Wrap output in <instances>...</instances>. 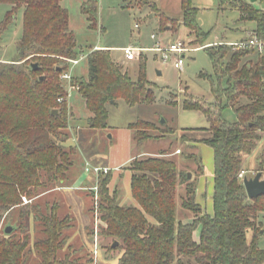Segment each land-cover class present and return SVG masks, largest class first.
Here are the masks:
<instances>
[{"label":"trees","instance_id":"1","mask_svg":"<svg viewBox=\"0 0 264 264\" xmlns=\"http://www.w3.org/2000/svg\"><path fill=\"white\" fill-rule=\"evenodd\" d=\"M130 1L148 4L147 0ZM191 1L180 0L182 25L200 47L212 45L204 44L207 34L197 24L198 10ZM61 2L0 0V4L11 7L9 14L23 10L16 60L0 62V222L12 213L5 226L14 229L10 235H4L3 230L0 234V264H93L89 254L75 257L81 253L79 248L75 252L73 246H67L66 231L72 221L68 216H58L57 204L22 203V198L39 195L40 189L45 193L67 183L74 166L71 159L75 147H65L70 140L65 132L66 104L57 100L66 96L59 77L68 71L69 61L82 55ZM234 6L243 19L255 22L253 33L264 38V13L242 3ZM81 13L88 28L96 29V3L84 4ZM161 23L175 29V21L164 16ZM204 50L217 80H224L226 87L212 89L214 104L187 97L182 108L202 112L209 123L201 133L205 136L194 142L213 151L212 214L202 213L195 205V187L188 174L179 173L175 163L162 158V153L134 160L129 185L134 206H122L116 191H110L111 172L99 176L97 201L89 211L96 209L101 239L110 240L111 245L118 243L115 249L110 246L111 251L121 252L118 264H264V250L258 248L255 236L257 215L264 212V197L248 199L239 178L244 172L243 156L250 155L264 139V60L256 57L253 61L254 52H235L226 44ZM84 59L86 79L73 77L71 83L90 115L87 128L91 131L107 128L108 104L121 100L133 107L153 101L142 55L135 81L112 61L106 49L91 50ZM31 64H37L38 70H32ZM225 107L234 111L236 122L222 118ZM152 128L145 122L128 125L132 142L141 145L157 139L147 133ZM195 160L201 173L202 162L198 157ZM184 184L189 198L182 206L195 213L193 221L186 224L177 221L175 202L177 187ZM90 195L93 199L95 193ZM248 231L253 232L250 241Z\"/></svg>","mask_w":264,"mask_h":264},{"label":"rangeland","instance_id":"2","mask_svg":"<svg viewBox=\"0 0 264 264\" xmlns=\"http://www.w3.org/2000/svg\"><path fill=\"white\" fill-rule=\"evenodd\" d=\"M147 1L148 4L131 2L130 0H62L61 2V7L67 10L69 30L74 35L77 50L83 57H86L89 51L96 47L106 49L110 52L112 61L121 66L130 79L135 81L138 75L139 60L125 62L121 50L128 47L147 50L141 55L145 59L146 80L153 92L151 103H139L133 107H128L119 100L114 105L108 104L106 106L108 112L107 128L103 131H91L87 128V119L90 115L86 111L81 97L76 91H71L68 95L67 87L62 83L66 96L62 97L61 103H58L66 104L68 125L65 132L69 139L73 140L72 145L75 147V155L71 159L74 166L68 175V181L80 170L79 158L83 156L89 165L105 167L109 163L112 165L116 162L121 164L126 161L128 156L139 154L120 168L123 173L128 172V176H130V169L134 160L140 161L148 157H156L162 153V158L172 160L175 163L179 173L190 175L189 182L195 187V205L201 208L202 213L211 215L213 151L206 145L194 142V140L205 136L201 133L209 128V123L202 112L183 110L182 104L187 100V97L195 101L214 104L216 101L212 89L225 88L226 82L217 80L208 53L204 49H199L200 43L196 44L194 37L189 36L187 29L183 27L180 0ZM86 3H96L97 5V26L93 30L88 28L87 19L81 13V7ZM237 3L246 4L254 10L264 13V0H256L253 3L250 0L191 1L192 6L198 10L197 24L201 31L207 34L204 41L205 45L239 42L254 31L255 22L242 18L234 6ZM10 11L9 5L0 4V62L2 63H10L16 60V44L22 34L23 10L17 9L9 14ZM162 16L175 21L172 25V27L175 26L174 30L169 29L168 25L163 26L161 23ZM151 35L154 36V39H151ZM175 42H183L190 49L184 54L183 65L180 70L173 68V56L166 65H163L161 56L149 51L157 44L167 47ZM196 47L198 48L194 49ZM256 57L258 55L253 53L252 60L255 61ZM71 74L72 78L86 79L85 59L72 69ZM222 118L228 123H234L237 120L234 111L228 107L222 110ZM136 122L152 124V130L147 131V133L157 139L151 138L141 145H136L132 141L129 143L132 133L128 130V125ZM162 132L166 133L161 136ZM65 147L67 146L65 145ZM177 151L179 153H176ZM192 155L194 157L191 158ZM197 157L203 165L201 173L198 169L199 164L195 160ZM245 158L248 161L243 166L244 172H247L245 176L250 179L261 172L262 177H264V139L258 141L253 152ZM111 173L114 174V171ZM97 182L96 179L92 178V187L97 186ZM118 183L114 191L118 194L119 203L126 206L128 202L123 199V195H128L129 184H126L125 179L119 180ZM186 185L178 186L175 196L176 219L183 224L190 223L195 218L194 212L182 206L183 201L189 198ZM91 188L87 191L89 197L92 196L90 195ZM41 193H43L42 189L39 190L38 194ZM61 195H63L62 199L65 200L66 204L70 206L68 212L70 215L67 216L75 219L76 228L80 229L79 226L83 218L90 220L87 228L91 241L90 251L85 249L82 254L78 253L75 257L84 258L89 254L93 264H118L117 260L121 252L119 250L111 251V241L101 239L99 236L100 221L97 219L96 209H93L92 212L89 211L92 203L95 204L97 201V197L93 196L89 202L80 192ZM34 196L33 199L31 198L32 200H26L29 203H40V206H44L45 203L53 205L52 200L57 197L51 194L40 199L39 202H34ZM62 209L66 208L62 205ZM10 214L12 215V213ZM10 214L2 217L0 234L6 223L10 221ZM256 227L258 228L255 234L257 246L264 250V212L257 215ZM32 230L33 224L30 223V233ZM66 233L70 238L73 235V227ZM252 237L253 232L248 231L247 240L250 241ZM77 239L71 244L75 252L81 245ZM194 239L198 240V231L195 232ZM94 244L98 248L97 260H95L92 252ZM65 252H67L66 249Z\"/></svg>","mask_w":264,"mask_h":264},{"label":"built area","instance_id":"3","mask_svg":"<svg viewBox=\"0 0 264 264\" xmlns=\"http://www.w3.org/2000/svg\"><path fill=\"white\" fill-rule=\"evenodd\" d=\"M151 39H154V36L151 35ZM222 45L221 43H214L212 45L217 46V45ZM212 45H207L204 47H200L199 49H205L207 47H210ZM228 47L231 48L232 51H252L258 55L261 59L264 60V38H259L254 34L253 32L244 40L235 42V43H227L226 44ZM147 50L144 49H134V48H123L121 50L123 54V59L125 62H134L139 59L141 56L142 52H145ZM149 51L155 52L161 56V62L163 65H166L171 56L174 58L172 59V66L176 70H180L182 65H183V59H184V54L189 52L190 49L186 47V44L183 42H175L172 44H169L167 47L161 46L159 44L155 45L153 49H149ZM83 56L80 57L77 60H72L69 61V69L67 72H64L61 74L60 81L64 83L67 87V93L70 95L71 91H77V87L73 86L71 83L72 80V74L71 71L73 68H75L82 60ZM59 103H61L62 98H59L57 100ZM264 137V133L262 134ZM176 153H179L177 151ZM83 172L90 176L91 178H94L98 181L99 176H105L110 172V169L107 167H101V166H96V165H89L88 163H85L83 165ZM245 176V172H241L239 174V178L243 179ZM264 178V177H263ZM91 190L95 193L96 197V192H97V186L94 185ZM23 204H28L29 202L26 200V198H22ZM96 237V236H95ZM96 241V240H95ZM93 255L95 257V260H97V255H98V248L97 245L94 244L93 249H92Z\"/></svg>","mask_w":264,"mask_h":264},{"label":"crops","instance_id":"4","mask_svg":"<svg viewBox=\"0 0 264 264\" xmlns=\"http://www.w3.org/2000/svg\"><path fill=\"white\" fill-rule=\"evenodd\" d=\"M99 49L101 50L103 48H100V47L94 48V50H99ZM129 140H130L129 141V143H130L132 141V135H130ZM72 143H73V140H69L65 145L67 147H72V146L74 147V145H72ZM138 155L136 154L135 156L134 155L128 156L126 161L121 163V164H117V162H116V164H114V165H112V163L111 164L109 163L108 166H105V167L109 168L111 170V172L114 171V174L111 173L112 178H111V182L108 186L111 192L116 189V186L119 184L118 183L119 180L125 179L126 184L130 185V176H128V172L123 173L120 168L122 165L129 163L131 161V159L137 157ZM244 157H246V156H243V158H242V165L243 166H244V164H246V161H247L246 158L244 159ZM79 162H80L79 163L80 164V170H78L73 176H71V178L69 179V181L67 183H63L60 186L56 187L55 189L50 190L49 192H45V193H41V194L37 195L34 199V202H39L40 199L45 198L51 194H54V196H57V197L54 200H52L53 201L52 204L55 203L58 205V216L62 217V218L66 217L67 215L68 216L70 215V214H68V212L70 210L69 209L70 206L68 204H66L64 199H62L63 195H61V194H67V193L73 194L75 192H80V194L84 198L88 199L90 202V197L88 196L87 191L92 187V185H91L92 178L90 176L86 175L82 169L83 165L86 163V158L84 156L80 157ZM96 166H99V165H96ZM101 167H104V166H101ZM248 169H250V168H248ZM121 175H123V176H121ZM245 175H247V172L245 173ZM123 199L127 200V202H128L126 206H134L135 205L133 199L131 198L130 191L128 192V195L127 194L123 195ZM62 205L66 209H62ZM70 219L72 221L73 235L70 234L71 236L68 240L67 245L71 246L72 241L75 242L74 240L76 238H78L77 241L81 243V245L79 247L81 254L84 252L85 249L87 251L89 249V251H90L91 241H90V237L88 236V233H87V228L89 226L90 220L83 218L81 223H80V226H79L80 229H78V227L76 228L75 223H74L75 219L73 217ZM118 259H119V257H118ZM117 262H118V260H117Z\"/></svg>","mask_w":264,"mask_h":264},{"label":"water","instance_id":"5","mask_svg":"<svg viewBox=\"0 0 264 264\" xmlns=\"http://www.w3.org/2000/svg\"><path fill=\"white\" fill-rule=\"evenodd\" d=\"M256 0H250V2H255ZM32 70H38L37 64H31L30 66ZM53 114H56V111H53ZM188 178L190 175L188 174ZM243 186L245 188L248 199H256L258 197H264V178L262 177V173L258 172L253 178L248 179L244 177L242 180ZM13 227L7 225L3 229L4 235H10L13 232ZM118 246L117 242H114L111 248H115Z\"/></svg>","mask_w":264,"mask_h":264}]
</instances>
